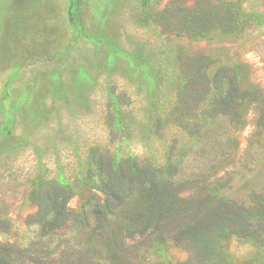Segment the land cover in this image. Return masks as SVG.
Instances as JSON below:
<instances>
[{
  "label": "rangeland",
  "instance_id": "374dc122",
  "mask_svg": "<svg viewBox=\"0 0 264 264\" xmlns=\"http://www.w3.org/2000/svg\"><path fill=\"white\" fill-rule=\"evenodd\" d=\"M221 67L244 93L230 114L213 105ZM99 154L150 164L192 204L239 208L204 246L121 233V263L264 264V0H0V244L110 264L88 226L41 237L30 224L48 188L73 212L103 199Z\"/></svg>",
  "mask_w": 264,
  "mask_h": 264
},
{
  "label": "trees",
  "instance_id": "16d2710c",
  "mask_svg": "<svg viewBox=\"0 0 264 264\" xmlns=\"http://www.w3.org/2000/svg\"><path fill=\"white\" fill-rule=\"evenodd\" d=\"M222 82L226 84V89L214 99L213 105L217 113L230 114L234 111L235 105L242 102L244 93L238 88L232 74L223 67L213 76L215 86L219 87ZM97 167L103 177L100 191L104 197L99 200L97 196H91L85 211L73 212L67 208L68 195L62 187L48 188L44 191L41 201L36 203L37 211L30 220V224L37 227L41 237L51 236L52 233L66 227L70 219L89 227L87 239L94 236L102 244V260L110 264H120L127 260L124 243L119 242L121 233L128 234V238L132 239L135 234L144 236L156 231L160 233L158 235L160 237L161 232L165 230L170 234L168 240L174 243L188 239L204 246L202 240L204 234L223 225L222 222L226 221L230 214L239 213L237 211L239 208L228 202L212 205L190 203V198L181 196V191L177 190L174 183H161L157 177V170L150 164L140 165L125 161L114 167L106 155L99 154ZM131 196L135 202L126 209L123 208L124 201ZM116 211H121L126 220L124 223L126 227L109 224L107 217ZM177 217H182L183 222L176 225L175 231L168 230L167 226ZM25 251L27 249L23 247L14 255L9 252L7 246L0 244V264H26L25 261L42 264L43 261L35 259H21L22 256L19 254Z\"/></svg>",
  "mask_w": 264,
  "mask_h": 264
}]
</instances>
